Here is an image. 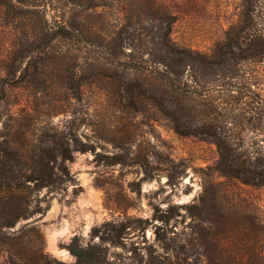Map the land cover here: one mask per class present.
I'll use <instances>...</instances> for the list:
<instances>
[{
	"label": "rangeland",
	"instance_id": "1",
	"mask_svg": "<svg viewBox=\"0 0 264 264\" xmlns=\"http://www.w3.org/2000/svg\"><path fill=\"white\" fill-rule=\"evenodd\" d=\"M139 1L97 0L100 5L70 12L83 30L79 50H69L65 58L39 59L31 81L11 90V100L22 98L13 108L28 125L33 143L59 130L72 138L76 149L66 162L69 178L61 189L31 191L42 210L17 217L11 226L0 217V264H24L28 247H40L62 264H88L78 262L67 248L73 237L82 245L104 248L102 264H169L166 242L175 248L168 253L176 264H207L208 252L229 257L233 242L224 231L217 237L221 249H215L211 237L205 243L197 235V224L204 236L211 229L206 218L217 208L228 229L238 228V236L255 228L264 252V184L219 175L213 169L218 158L214 143L180 134L166 119L151 117L149 103L142 112L120 108L100 82L88 76L86 61L95 46L86 39L110 41L125 21L124 7L133 3L137 9ZM155 1L171 15L170 36L179 46L212 52L246 6L255 30L264 32V0ZM18 21L0 17L1 52L22 35L15 30ZM72 83L78 89L69 87ZM0 113L1 141L7 115L2 101ZM30 185L33 188V182ZM194 201L202 207L198 213L188 206ZM30 224L41 232L38 246L23 235Z\"/></svg>",
	"mask_w": 264,
	"mask_h": 264
},
{
	"label": "trees",
	"instance_id": "2",
	"mask_svg": "<svg viewBox=\"0 0 264 264\" xmlns=\"http://www.w3.org/2000/svg\"><path fill=\"white\" fill-rule=\"evenodd\" d=\"M100 4L97 0H0V17L19 20L15 30L22 32L0 51V101L7 106L2 123L6 130L0 141V217L4 225L11 226L17 217L43 209L38 198L32 199L31 191L35 187L61 189L69 178L66 162L76 149L72 138L59 130L33 143L28 125L13 108L22 98L11 100L9 94L31 81L29 75L35 74L39 59L65 58L69 50H79L83 30L69 14L76 8ZM138 6L129 3L124 7L125 21L110 41L86 39L95 46L86 61L88 76L100 82L120 108L142 112L149 103L154 110L151 117L166 119L180 134L214 143L218 158L213 169L219 175L263 185L264 73L255 67L264 71V32L255 30L251 9L246 6L224 39L212 52H204L172 40L171 15L155 0H141ZM32 66L35 69L30 71ZM69 87L78 89L76 83ZM207 91H211L208 100L204 98ZM188 206L192 213L202 210L199 202ZM210 211L206 221L212 224L211 229L204 236L197 224L198 237L205 243H210L211 237L213 248L221 249L217 237L229 231L233 242L229 257L222 259L208 252L207 264H264L263 245L255 228L240 237L236 226L226 227L222 211ZM23 235L31 245L42 241L34 224L27 225ZM165 247L167 263L176 264L169 255V249L175 248H169L167 242ZM67 248L78 262L104 261V248L82 245L77 237ZM25 252L24 264H62L40 247H28Z\"/></svg>",
	"mask_w": 264,
	"mask_h": 264
}]
</instances>
